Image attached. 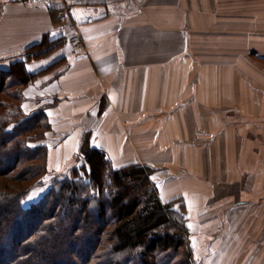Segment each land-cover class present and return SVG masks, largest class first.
Returning <instances> with one entry per match:
<instances>
[{
  "label": "crops",
  "instance_id": "obj_1",
  "mask_svg": "<svg viewBox=\"0 0 264 264\" xmlns=\"http://www.w3.org/2000/svg\"><path fill=\"white\" fill-rule=\"evenodd\" d=\"M244 2L0 0V68L44 35L58 43L30 50L26 70L44 72L22 103L44 108L34 144L51 172L88 147L154 168L160 198L184 203L198 264H264V0Z\"/></svg>",
  "mask_w": 264,
  "mask_h": 264
},
{
  "label": "trees",
  "instance_id": "obj_2",
  "mask_svg": "<svg viewBox=\"0 0 264 264\" xmlns=\"http://www.w3.org/2000/svg\"><path fill=\"white\" fill-rule=\"evenodd\" d=\"M57 45L44 35L24 48V59L0 68V264H198L184 203L160 198L154 168L113 167L103 150L88 147L81 165L51 172L49 148L34 144L49 129L44 108L27 116L22 103L24 88L44 72L26 70L30 50L46 56Z\"/></svg>",
  "mask_w": 264,
  "mask_h": 264
},
{
  "label": "rangeland",
  "instance_id": "obj_3",
  "mask_svg": "<svg viewBox=\"0 0 264 264\" xmlns=\"http://www.w3.org/2000/svg\"><path fill=\"white\" fill-rule=\"evenodd\" d=\"M245 2H244V0H239V5H242V4H244ZM127 127V126H129V124H125L124 125V127ZM78 164V166L79 165H81L82 163H81V161H78L77 162ZM45 184V185H44ZM43 185V188H45L46 186H48L49 185V181H47L46 183H44ZM40 191H35V192H31L24 200H23V205L24 206H27L31 201H34L38 196H36L38 193H39ZM186 220V219H185ZM189 235H190V230H189ZM189 238L191 239L192 237L191 236H189ZM190 242H191V240H190ZM8 244H10V243H8ZM191 246H192V244H191ZM63 251H64V249H63ZM65 252H66V250H65ZM65 255V254H64ZM64 255H62L63 256V258H64ZM196 261H197V258H196ZM132 264H139V261L138 260H134L133 262H132Z\"/></svg>",
  "mask_w": 264,
  "mask_h": 264
},
{
  "label": "built area",
  "instance_id": "obj_4",
  "mask_svg": "<svg viewBox=\"0 0 264 264\" xmlns=\"http://www.w3.org/2000/svg\"><path fill=\"white\" fill-rule=\"evenodd\" d=\"M57 15H64L65 14V9H59L57 10ZM67 42L72 45L77 50H80L83 48V40L81 36L77 33L71 34L67 37Z\"/></svg>",
  "mask_w": 264,
  "mask_h": 264
},
{
  "label": "bare ground",
  "instance_id": "obj_5",
  "mask_svg": "<svg viewBox=\"0 0 264 264\" xmlns=\"http://www.w3.org/2000/svg\"><path fill=\"white\" fill-rule=\"evenodd\" d=\"M205 93H206V91H205ZM211 94V93H210ZM207 95H208V91H207ZM206 97V96H205ZM207 99V98H206Z\"/></svg>",
  "mask_w": 264,
  "mask_h": 264
}]
</instances>
